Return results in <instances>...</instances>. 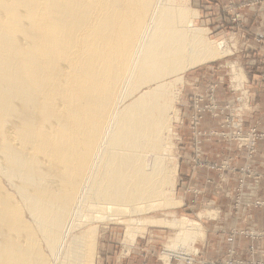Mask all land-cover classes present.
<instances>
[{
  "label": "bare ground",
  "instance_id": "obj_1",
  "mask_svg": "<svg viewBox=\"0 0 264 264\" xmlns=\"http://www.w3.org/2000/svg\"><path fill=\"white\" fill-rule=\"evenodd\" d=\"M185 1L0 0V264H95L96 222L172 205L179 85L227 53ZM165 219L169 261L203 232Z\"/></svg>",
  "mask_w": 264,
  "mask_h": 264
},
{
  "label": "rangeland",
  "instance_id": "obj_2",
  "mask_svg": "<svg viewBox=\"0 0 264 264\" xmlns=\"http://www.w3.org/2000/svg\"><path fill=\"white\" fill-rule=\"evenodd\" d=\"M185 5L189 7L191 14L194 13L193 16L195 15V26L204 30L207 39L213 45L216 46L215 43L224 41L227 53L212 59L214 62L209 60L208 63L187 71L184 74L183 84L179 85L180 93L173 104L174 116L168 139L172 149L171 158L175 159L178 165L173 177L175 194L172 205L156 207L150 211L143 209L144 211L134 216L126 214L121 215L120 219L110 217L112 219L96 222L98 239L95 264H141V260L145 258H137L133 253L143 251H153L161 255L164 264H264V260L256 261L254 259L259 251L258 248H255L256 243L261 241L264 247V231L259 232L251 228L240 229L239 233L235 231L231 233V235L239 234L250 242L249 255L251 260L231 256L222 261H210L201 257L200 249L207 238L204 220L209 217L218 219L223 212L215 211L210 214L211 211L194 209L193 205L185 206V200L182 197V177L179 172L181 156L189 151L193 155L196 165H211V169L219 171L221 174H228L229 171L234 173L235 170L242 173L243 176L239 179L240 187L247 180L256 179L252 171H250L251 175L243 173L249 168L236 169L230 160L208 164L201 157H203V142L205 139H211L210 137H220L226 142L235 143L238 153L246 152L249 158H252L256 153L254 150L251 154L244 146L238 147L237 140L230 133L231 129L228 127H231L232 123L227 117L232 107L240 108L242 126L246 133L255 132L264 137V133L259 132L256 128H246L244 124V117L246 113L251 111L255 101L247 88V67L251 65V70L261 67L259 60L256 61V64L251 62L253 61V53L250 42L264 43V34L251 32V29L254 25L261 27L264 24V0H186ZM194 11L198 14L196 15ZM238 73L239 76H237ZM219 89L224 95L225 93L230 94L233 100H219ZM220 108L222 112L219 111ZM218 116L221 117L219 129L206 131L203 128L204 121L209 117ZM261 141L264 142V139H259L257 143ZM224 182L226 183V179ZM241 203L242 199L240 198L238 206ZM234 207L233 214L235 217H237V213L244 212V209ZM253 207L255 210L264 209V200H256ZM201 213L205 214L203 219H199ZM184 217L199 221L203 227L204 236L195 240L192 245L183 248L181 253H185L187 256H182L178 251L168 261L166 259L169 257L166 256V253L181 230L166 226L163 220L166 218L165 220L170 222L175 218ZM133 219L135 221L141 220V222L132 223ZM153 221L159 222L158 226H150ZM135 230L138 231L136 242L132 247H129L127 238L129 233ZM162 261L159 263L163 264Z\"/></svg>",
  "mask_w": 264,
  "mask_h": 264
},
{
  "label": "crops",
  "instance_id": "obj_3",
  "mask_svg": "<svg viewBox=\"0 0 264 264\" xmlns=\"http://www.w3.org/2000/svg\"><path fill=\"white\" fill-rule=\"evenodd\" d=\"M251 32L264 34V24L261 27L254 25ZM250 45L253 53L251 62L256 64V61L259 60V65L262 68L251 70V65L247 67V88L255 101L251 111L244 117V124L246 128H256L259 132L264 133V43L252 41ZM218 98L225 101L233 100L230 94L225 93L224 95L221 90L218 92ZM220 119L219 116L207 118L203 128L206 131L219 129ZM210 138L205 139L202 145L203 157L201 159L204 162L212 164L230 160L236 169L249 168L256 179H249L240 187L239 179L243 176L242 173L235 170L234 173L229 171L228 174H221L219 171L211 169V165H196L193 155L189 151L181 156L179 172L182 177L184 205H193L194 209L211 211L210 214L215 211L223 212L218 219L209 217L204 220L207 238L200 249L201 257L210 261H222L231 256L251 260L250 242L239 234L231 235V233L233 231L239 233L240 229L248 228L256 229L259 232L264 231V209L255 210L253 207L256 200H264V142L258 143L256 153L252 158H249L246 152L238 153L235 143L226 142L220 137ZM240 198L242 203L238 206ZM234 206L244 209V212L237 213V217H235ZM201 214L199 219L204 218L201 217ZM256 244L254 247L259 251L254 259L262 261L264 260L263 242L259 241ZM133 254L137 258H145L141 260V264H161L159 261H162L161 255L153 251Z\"/></svg>",
  "mask_w": 264,
  "mask_h": 264
},
{
  "label": "built area",
  "instance_id": "obj_4",
  "mask_svg": "<svg viewBox=\"0 0 264 264\" xmlns=\"http://www.w3.org/2000/svg\"><path fill=\"white\" fill-rule=\"evenodd\" d=\"M219 111L222 112L221 108ZM240 111L241 110L239 107H238V109L236 107H232V109L229 111V115L227 118H228V120H230L232 125H231V127H228V128L231 129L230 133H232L234 139L237 140L238 147L244 146L252 154L254 152V150L256 151V147L258 144L257 141L259 139H264V137L262 135L255 133V132L246 133V131L243 129V126H242L243 123H242V116L240 115ZM250 157H252V155H250ZM250 171L251 170L248 169V170L243 171V173L245 175H251Z\"/></svg>",
  "mask_w": 264,
  "mask_h": 264
}]
</instances>
